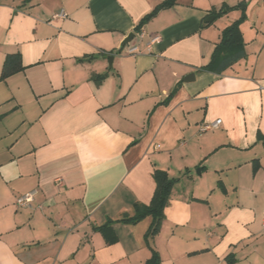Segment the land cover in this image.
Masks as SVG:
<instances>
[{"label":"crops","instance_id":"obj_1","mask_svg":"<svg viewBox=\"0 0 264 264\" xmlns=\"http://www.w3.org/2000/svg\"><path fill=\"white\" fill-rule=\"evenodd\" d=\"M164 1L0 0V75L22 65L0 79V264H264V20L217 74L202 68L252 0H175L136 32ZM155 170L176 181L146 240L150 216L119 220Z\"/></svg>","mask_w":264,"mask_h":264},{"label":"trees","instance_id":"obj_2","mask_svg":"<svg viewBox=\"0 0 264 264\" xmlns=\"http://www.w3.org/2000/svg\"><path fill=\"white\" fill-rule=\"evenodd\" d=\"M175 0H165L160 5L156 6L153 11L146 15L137 25L136 32L140 31L141 27L151 20L160 10L172 6ZM241 6V3L236 6ZM245 14L241 13V17L226 27L221 34L220 42L215 46L212 53L210 62L204 66L202 70L213 73H221L240 58L244 54V40L240 30V23L244 20ZM22 69L20 55L12 54L8 55L2 65L0 79L4 80L8 76ZM153 179L155 182V191L148 205L135 204L134 216L124 217L119 220L122 223H136L144 217L150 216L152 218V224L146 233V240L152 238L158 231L160 222L163 218V210L168 203L170 190L172 189L176 180L167 176L164 171L155 170L153 173ZM112 222L97 227L95 230L101 232L106 242L113 243L116 238L111 230ZM146 264H160L158 254L152 250L150 259L146 261Z\"/></svg>","mask_w":264,"mask_h":264},{"label":"rangeland","instance_id":"obj_3","mask_svg":"<svg viewBox=\"0 0 264 264\" xmlns=\"http://www.w3.org/2000/svg\"><path fill=\"white\" fill-rule=\"evenodd\" d=\"M238 10H240V16L241 13L244 12L245 18L244 20L240 23L244 24L243 28L250 26L251 24H256L259 26V23L264 20V0H252L250 3L248 2H243L241 6H239Z\"/></svg>","mask_w":264,"mask_h":264},{"label":"built area","instance_id":"obj_4","mask_svg":"<svg viewBox=\"0 0 264 264\" xmlns=\"http://www.w3.org/2000/svg\"><path fill=\"white\" fill-rule=\"evenodd\" d=\"M65 13L63 11H61L57 17H65ZM221 124V121L218 119L212 123H205L201 126L200 128V131L202 132H207V131H212V130H215L218 128V126ZM33 196H34V193H27L21 197H19L17 200H16V206L18 208H26V207H30L31 206V203L33 201ZM262 228H263V231H264V221L262 223Z\"/></svg>","mask_w":264,"mask_h":264},{"label":"water","instance_id":"obj_5","mask_svg":"<svg viewBox=\"0 0 264 264\" xmlns=\"http://www.w3.org/2000/svg\"><path fill=\"white\" fill-rule=\"evenodd\" d=\"M212 18L213 17H210V20H212ZM134 38H135V34H133V33L128 34L127 37L120 43L118 50H121L123 47H125L127 44H129ZM107 60H108L109 66H111L113 57L108 56ZM190 80L191 81L194 80L193 74L188 75L183 79L184 82H188Z\"/></svg>","mask_w":264,"mask_h":264}]
</instances>
